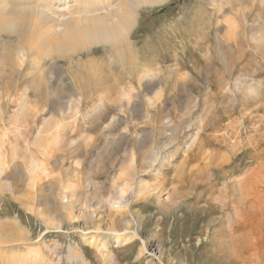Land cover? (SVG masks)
<instances>
[{"label":"rangeland","instance_id":"374dc122","mask_svg":"<svg viewBox=\"0 0 264 264\" xmlns=\"http://www.w3.org/2000/svg\"><path fill=\"white\" fill-rule=\"evenodd\" d=\"M138 16L131 70L106 59L110 45L54 56L57 83L37 98L26 91L33 67L21 75L0 66V264L29 250L44 254L41 264H111L82 235L99 228L110 239L109 229L123 232L130 217L139 237L113 247L112 264H264V0H169ZM54 25L51 32L61 30ZM71 58L84 69L97 62L101 80ZM133 147L139 162L143 151L157 162L136 177L118 221L107 211L102 221L58 231L28 210L40 188L42 199L62 192L83 206L95 195L108 199ZM32 159L44 173L31 172ZM6 181L15 194L3 191ZM141 183H158L162 194L134 195ZM71 246H83L86 262L67 258Z\"/></svg>","mask_w":264,"mask_h":264},{"label":"bare ground","instance_id":"6f19581e","mask_svg":"<svg viewBox=\"0 0 264 264\" xmlns=\"http://www.w3.org/2000/svg\"><path fill=\"white\" fill-rule=\"evenodd\" d=\"M168 1L169 0H0V66L4 65L6 67L7 65L14 73L17 72L21 75L24 74L26 70L33 67L35 73L28 72V75H32V78L30 79L29 86L26 88V91L32 89L37 98H39V91L42 88H51L55 82L57 83V81H55L51 76V71L55 70V68L58 69V61L53 59L54 56L64 58L68 56L71 57L78 53L89 51L95 46L110 45L112 50H108L106 52V59L110 60V63L113 62V65L115 63H119L120 66L124 65L130 69L136 60L133 44L130 41V34L133 28L137 25L139 10L146 7L161 6ZM54 23L60 24L58 26L64 28L62 29L58 27L61 30L58 29V31L55 30L51 32V28L54 29L55 27ZM50 25H53L54 27H50ZM48 33H52L53 35L49 36ZM48 59H50L51 64L44 66ZM91 63H93V61ZM96 63L91 65L88 63L90 66L84 69L83 65L81 66V62H74L72 58L70 62L71 66L73 68L76 67L78 72L82 71L83 75L85 74L83 73V70H87L89 73L92 72L93 78L95 76V80L98 81L101 80V77H99V65ZM4 69L6 70L7 68ZM1 72L3 71L1 70ZM144 74L146 78L149 76L148 73L144 72ZM144 74L142 76L143 79L145 78ZM80 77H78L79 79L76 78L78 82L80 81ZM84 77L86 78V76ZM90 77L92 78V75ZM63 80L64 79L61 81ZM82 80L81 82L85 81V79L83 81ZM70 81L73 83L74 79ZM96 83L101 84L95 82V84ZM140 83L142 82L140 81ZM22 97L24 101H28L29 99L27 92H25ZM23 107H25V105H23ZM108 130L110 129L108 128ZM194 138L195 139L192 138L193 141L198 139V137ZM136 140L138 142V139ZM133 148L134 149L129 151L131 159L129 158L124 162V164H129V168H127L126 171L122 168L123 176L125 177L122 180L123 183H119L118 187H114V185H112L114 189L113 190L111 188V191L113 190V196L108 199H106L107 196H104L105 193H100V195L103 194L104 197L95 195L93 201H91L93 204L90 203L83 206L80 204L81 200L75 197V195H64L62 192L57 194L55 197L54 195H51V198L49 199H42L43 195L40 194L42 191L40 188V192L36 191L37 193L39 192L38 198H40L38 200V205L34 203L36 200L35 197L30 202L28 210L41 217L44 220L43 222L47 224L48 228L55 226V229L58 231H62L65 226L75 228L77 226L76 224L81 222L88 224V222L94 223L102 221L104 217L103 214L108 213L107 211L111 212V214H117L116 216L111 215V217L114 222L118 221V215L120 214L121 216V212L124 210L128 211V209L131 208V204L126 200V196L129 193L131 194V188L133 184H135L134 181H136V177L138 175H142V173L147 174L149 171L147 169L150 168L152 170L154 164L157 162V159L153 154L151 156L149 152L146 154L144 151L140 152L137 156L139 158L141 157L139 162L138 159H135L137 148ZM42 153H44V155H49V150L43 151ZM42 165L43 164H40V162L32 159L31 166H29V168L31 167V172L33 173L36 168L43 170L44 166ZM3 167L4 163L0 160V170H2ZM45 174L47 173L45 172ZM8 178L9 177H7V179ZM40 184L38 183L39 187ZM157 184L151 185L141 183L138 187H136L137 190H135L137 193L134 195L137 196L143 194L145 198V196L156 194L158 192L160 193L161 190L158 191L159 184ZM28 186L31 188H34V186L36 187L33 179H29ZM73 186L74 188H72L75 191L78 187L74 184ZM90 187L91 189L100 188L96 185V183L90 184ZM3 191L15 194L13 185L8 181L4 183ZM160 194H158L156 198L159 199L158 203L162 204L160 197H163V195ZM37 195L38 194H35V196ZM30 197L33 196L30 195ZM108 214L110 215V213ZM130 218H128L129 220L123 218L122 222H120L124 227L123 232H118V230L116 231L114 227L109 229L111 240L109 237H106V235L101 236L100 234L102 231L99 228L94 230V232L91 231L83 233V235L80 234L84 238V245L89 246L90 249H95L98 256L100 255L104 262H110L112 264L115 258L112 256L111 249L113 247L119 248V246L127 247L133 244L136 238L139 237L137 231H132V227H134L132 225L133 217L131 219ZM137 222L141 225L143 218H140ZM17 227L23 228L21 225H17ZM24 231L26 232V230ZM20 236H22V232L17 235L18 240L21 239ZM147 247V243L143 242L137 256L138 259L147 254ZM68 249L69 254L67 258L70 261L79 260L81 262H86L85 257L87 251H85L83 246H71ZM18 257L19 258H16L15 260L16 263H13L41 264L46 262L45 256L40 250H29L27 253H23ZM150 261L151 260H149V262Z\"/></svg>","mask_w":264,"mask_h":264}]
</instances>
